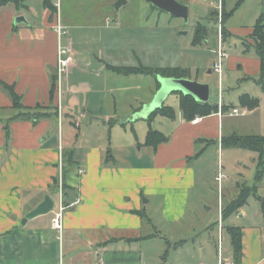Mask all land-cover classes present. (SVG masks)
<instances>
[{
  "label": "crops",
  "instance_id": "1",
  "mask_svg": "<svg viewBox=\"0 0 264 264\" xmlns=\"http://www.w3.org/2000/svg\"><path fill=\"white\" fill-rule=\"evenodd\" d=\"M37 1H28L27 9L20 12H17L14 6L0 9V80L14 86L25 107L58 106L61 114L59 121L47 119L37 125L29 121L12 122V139L9 148L5 146L3 125L0 123V264H145L143 256L139 254L138 244L151 237L142 231L145 227L143 220H150L144 211L139 210L141 209L139 206L123 204V199L129 197L128 201H137L144 194L162 195L165 211L178 208L182 216L188 191L204 182L203 172L192 168V165L201 160L202 154L210 145L220 146L222 136L233 133L243 135L239 132H226V121L259 115L264 97H259L261 104L257 109L251 110L247 107L244 109L240 106L242 111L239 116L231 117L229 114H224L221 118L218 114H213L202 117L203 120L198 124L186 121L179 112L178 119L173 120L178 124L174 125L172 135L168 136L169 142L161 144L157 151L145 146L152 150V153H149L151 154L149 164L147 163L149 156L135 155L134 151L129 150L130 154H133L129 158L133 163H129L127 167L118 164L111 168L105 164V161L108 151L111 152L113 159L115 158L112 150L106 148L102 142L91 146L83 158L84 165L78 167L80 170H85V173L78 172V176L68 174L64 178L65 183L73 191L69 192L66 199L68 209H72L64 214L63 236L60 237L58 231L53 229V211L29 220L22 226L21 221L43 202L46 196L49 195L53 199L57 197L59 205L60 188H53V178L60 175L59 164L61 156L63 157V149L65 144L68 146L70 144L65 143V139L60 137V130L57 139L52 129L57 124L61 125L60 122L65 118L67 111L74 113L78 107L86 106L87 103V100L82 98V92H77L78 88L72 89L70 77L64 79L57 97L52 98L51 85L53 76H57L59 45L55 29L59 23L66 29L68 25L65 24L63 16L60 17L59 9L57 13L51 15L49 10L45 9L43 0L41 4L44 18L38 23V7L34 6ZM241 1L242 4L238 6ZM244 2L245 0H240L236 4L231 10L236 9L231 17L238 12ZM55 4L57 5L56 2ZM224 6L228 11L227 0H224ZM214 11L212 10L211 13ZM211 13L209 20L215 24ZM17 17H24L25 22L15 25ZM113 18V15H107L102 25H105L107 19ZM260 19L264 22V17H260L258 21ZM229 29L231 33L233 28ZM252 31L253 29L249 34ZM110 35L112 37V33ZM61 40L64 44V37ZM74 46V69L72 68L71 74L84 65V60L78 62L81 53ZM121 50L116 54L115 52L106 54L103 50L98 57L96 55L95 63L87 59L85 63L90 67L95 65L101 73L104 71L115 73L109 69V66L121 65L123 59L129 61L125 63L130 66H144L141 64L142 53L136 51V47L128 48L123 45ZM235 60L229 58L227 62L233 65L244 59ZM256 63L258 66L256 73L259 74V59ZM210 71L209 73H212V68ZM97 77L101 79L102 74ZM190 79L198 80L193 76ZM157 83L156 79V84L152 85L149 93L141 96L139 100L134 93V102L145 105L150 103L159 89ZM12 106L10 96L0 87V108L9 112ZM81 111L89 110L84 108ZM106 117L109 118V115ZM156 120H166V118L158 117ZM245 121L236 124L241 127ZM163 122L164 126L168 124L165 123L166 121ZM260 125L263 126V123ZM122 127L127 129L128 125L122 124ZM133 130L136 134V129ZM259 135L264 136V134ZM126 143L131 147L125 146V151L134 146L128 139ZM248 153L254 156L253 161H257L258 156L255 153ZM196 156L198 157L195 158ZM120 157L127 161V155L120 154ZM104 164L106 166H103ZM218 167L219 162L217 171ZM255 177L256 175L251 176L250 181L255 183ZM243 178V174L239 172L236 180L231 181L232 186L227 184L224 186L223 200L226 203L239 195V187L244 183L247 186L254 185L243 182ZM257 194L264 199V177L258 183ZM250 199L251 197L246 205L230 216V219L228 218L230 221L233 219L229 227L240 228L243 233L241 264H264V215L262 207H259L258 203H251ZM254 199L259 200L257 197ZM178 201L182 203L181 206L176 204ZM254 207H258V210L254 211ZM217 223L218 225L214 223L212 226L218 227V234H221L222 230L226 232L228 226L222 224L220 229L219 221ZM232 252L233 261L229 262L230 264H234V250Z\"/></svg>",
  "mask_w": 264,
  "mask_h": 264
},
{
  "label": "rangeland",
  "instance_id": "2",
  "mask_svg": "<svg viewBox=\"0 0 264 264\" xmlns=\"http://www.w3.org/2000/svg\"><path fill=\"white\" fill-rule=\"evenodd\" d=\"M41 1L38 0L34 4L38 7V15L36 14L38 23L44 18ZM118 1L55 0L60 17L63 16L65 24L68 25L69 35L64 37V45H75L76 50L81 53L78 62L84 60V65L72 71L74 74L70 73L68 77L71 79L72 89L78 88L77 92H82V98L87 100L86 106L78 107L76 112L67 111L65 118L60 122L61 125L57 124L52 129L57 139L60 130V137L65 139V143L69 142L70 144V146L65 144L63 149V153L65 152L63 169L65 162V168L68 169L67 175L76 174L78 176L80 171L78 167L84 165L83 158L86 151L101 142L106 148L112 150L115 157V160L105 161V164L111 168L118 164L129 166V163H133L129 159L133 154L149 156L148 164L151 160L149 153H152V150L144 145L148 132L147 122H145L147 117H137L144 110L145 104L135 103L133 95L136 93L139 100L141 96L148 94L152 85L156 84L157 77L152 75L129 77L110 71L101 73L95 65L91 67L86 65V59L95 63L96 55L98 57L103 50L106 54L108 52L116 54L118 50L122 51L123 45L128 48L136 47V51L139 50L142 53L141 64L144 66L184 65L191 70V77H196L199 82L209 85V102L211 104H218L221 101L242 111L239 104L240 96L249 94L253 97H264L263 85L258 83L260 76L256 73L258 71L256 63L258 56L253 47L254 42L249 38V32L256 25L258 19L264 17V0H245L238 12L228 20L227 28L233 29H231L232 35L224 41L226 50L232 61H236L235 59L244 60L237 61L233 65H229L228 60L225 62L221 85L218 75L214 72L209 73L217 57L214 50L218 46L217 18L216 23L213 24L209 20V15L212 10H216V5L213 3L217 0H177L189 7L187 22L153 7L147 0H124L126 3L117 10ZM239 1L227 0L228 11L234 9ZM110 14L115 20L107 19V24L102 25L104 18ZM198 22L214 31L201 46L195 47L192 46V40L194 28ZM111 33L112 37L117 36L112 38ZM123 61L121 65L117 66H130L125 63H129V61L124 59ZM72 68L74 69V66ZM100 74H102L101 79L97 77ZM57 85L59 89L58 81ZM164 104L175 109L176 119H178L179 96L174 93L170 94ZM84 108L89 111L82 112L81 110ZM9 112L0 111V114ZM60 114L59 111V116ZM107 115L109 118L106 117ZM111 119L113 121H110ZM244 120H246L245 124L238 127L236 123H242ZM163 121L168 124L164 126ZM262 123L263 126L260 125ZM122 124H127V129L123 128ZM176 124L178 122L173 120H156L152 127L171 136ZM262 130H264V98L259 115L226 121V132L259 135L264 134ZM127 139L132 141L134 146L125 151V146H130L126 143ZM219 148L218 145H210L202 154L201 160L192 165V168L203 172L204 182L188 191L182 216L178 212V208L169 212L165 211L162 195L147 196L144 194L137 201H128L129 197L123 199V204L139 206L141 208L139 210L144 211L150 220H143L145 227L142 231L151 237L142 239L143 241L138 244L139 254L143 256L145 264H200L201 262L230 264L229 262L233 261L230 237L225 230L218 234V227L213 228L212 226L214 223L218 225L219 221L218 190L217 183L214 181L215 171H217V164L221 157L225 171L229 176L225 186L226 184L232 186L231 181L236 180V175L239 172L244 176L243 182L253 184L250 177L256 175L260 165L259 161H253L254 156L248 153L250 151L234 148H221L218 151ZM129 150L134 153L130 154ZM142 150L143 152H141ZM72 151L76 152L74 167H70L67 163V154ZM120 154L127 155V161L120 157ZM105 164L103 166H106ZM252 197L254 198V196ZM252 197L250 202L258 203L261 207L260 201L253 200ZM54 199L57 209L58 198L54 197ZM223 201L225 205L226 201ZM176 204L181 206L182 203L178 201ZM209 208L211 209L209 210ZM255 210L257 211L258 207H254ZM68 211L70 209H67L65 214ZM229 219L224 220L223 225L230 226L233 219L231 221Z\"/></svg>",
  "mask_w": 264,
  "mask_h": 264
},
{
  "label": "trees",
  "instance_id": "3",
  "mask_svg": "<svg viewBox=\"0 0 264 264\" xmlns=\"http://www.w3.org/2000/svg\"><path fill=\"white\" fill-rule=\"evenodd\" d=\"M31 0H0V9L14 6L17 12L27 9V2ZM242 1L238 4L240 6ZM43 5L45 9L49 10L51 15L58 12V7L55 4V0H43ZM236 10V9H235ZM235 10L228 12L224 6V39L225 41L227 38L231 36V33L228 31L226 26L227 20L234 14ZM211 18L216 23L217 18V11L211 13ZM213 29L209 28L208 26L197 23L194 28V36L192 40V46H201L203 42L213 33ZM254 42V49L260 61V73H259V84H262V89L264 91V22L260 19L257 24L254 26L252 33L249 35ZM248 47V45H247ZM109 69L119 75H145V76H154L157 77L158 75L162 77H169V78H191V70L187 67L181 66H168V67H145V66H109ZM58 78L57 76H53L52 78V85H51V95L52 98L57 97L58 94V85H57ZM158 88L160 84L157 83ZM0 87L8 93L10 96L13 106L10 110L12 113H2L0 114V123L3 125L4 137H5V146L7 148L10 147V142L12 139V129L11 123L14 121H29L33 125H37L42 120H55L59 121V107L58 106H51V107H43L41 105H37L35 108H27L24 106L22 102V98L18 95L14 89V86L8 85L6 82L0 80ZM179 96V107L180 112L188 122H192V120L196 117H208L213 114H218L220 107L218 104H211L210 102L201 103L196 101L191 96H186L182 93H174ZM240 106L245 108H249L251 110L259 108L261 104V99L259 97H253L249 94H244L239 97ZM236 107H231L229 105L222 103V111L224 114H228L231 109ZM1 112H4V108H0ZM14 112V113H13ZM176 111L173 107L167 106L163 104V106L156 111H154L148 118L145 120L148 125V132L145 137V146L153 148L154 151H157L158 147L161 144H165L169 142V137L165 135L162 131L154 129L152 124L158 117H163L169 120L176 119ZM125 125V124H123ZM214 142V141H212ZM221 146L223 149H239L244 151H250L255 153L257 157V161H259L260 169L256 173L255 183L252 186H247V184H243L240 186V193L239 195L232 200L231 202H227L223 208L222 219L227 220L230 216L238 212V210L247 204L250 197L254 196L257 197L261 201V207L264 215V199L258 196V183L264 177V136L261 135H239L238 133H233L230 135H224L221 139ZM65 159V152L63 153ZM68 155L67 163L70 167L73 165L75 166L76 160H74L75 152L72 151ZM199 156V155H198ZM196 156L195 158H197ZM113 157L111 152L108 151L106 161H112ZM64 161V160H63ZM73 166V167H74ZM68 173V169L65 168L64 162V169L62 170V185H63V199L65 206H69L68 203L66 204V199L70 191L73 189L68 186L64 178ZM53 188H60V175L59 177L53 178ZM72 208H70L71 210ZM139 214H142L139 212ZM226 233L230 236L232 248L234 250V264H241L242 257H243V233L240 228L236 227H227Z\"/></svg>",
  "mask_w": 264,
  "mask_h": 264
},
{
  "label": "built area",
  "instance_id": "4",
  "mask_svg": "<svg viewBox=\"0 0 264 264\" xmlns=\"http://www.w3.org/2000/svg\"><path fill=\"white\" fill-rule=\"evenodd\" d=\"M216 5V10L217 11V24H216V32H217V41H218V46L217 49L215 50V53L217 55L215 61L212 64V72L216 73L219 78V84L221 85L222 83V75L224 71V65L225 62L230 58L229 53L226 50L225 47V39H224V0H217V2L214 3ZM56 32L58 34L59 38V45H58V59H57V78H58V83H59V89H61L62 82L64 79L68 77V75L71 73L73 62H74V53H73V46L72 44L64 45L62 43V37L68 36V31L67 29L59 23L58 26L56 27ZM219 107L220 110L218 112L219 117L224 116V112L222 111V102H219ZM231 117L232 116H239L241 114V111L238 108L232 109L228 113ZM203 120L202 117H196L192 120L193 124H198ZM220 150L222 148L221 142H220ZM221 154V153H220ZM60 202L58 205V208L56 209L54 207L53 213H54V219H53V229L57 230L60 237L63 236V231H64V225H63V220H64V214L66 210L69 208L65 206L64 204V199H63V185H62V170H63V157L61 156V161H60ZM80 174L85 173V170L81 169ZM229 179V176L227 172L225 171L222 159L220 157L219 160V167L217 174L215 176V182L217 183V190H218V200H219V225L220 229L222 228L223 224V219H222V214H223V208H224V201H223V193H224V184L225 182Z\"/></svg>",
  "mask_w": 264,
  "mask_h": 264
},
{
  "label": "water",
  "instance_id": "5",
  "mask_svg": "<svg viewBox=\"0 0 264 264\" xmlns=\"http://www.w3.org/2000/svg\"><path fill=\"white\" fill-rule=\"evenodd\" d=\"M151 5L161 11L169 13L173 17L182 18L185 22L189 19V7L179 3L177 0H147ZM126 1L119 0L116 4V9L125 4ZM21 22H25L24 17H17L15 19V25ZM211 72V71H210ZM157 81L160 87L154 95L152 101L145 105L140 115L137 117L145 118L149 117L154 111L161 108L170 94L182 93L186 96L193 97L196 101L201 103L209 102L210 89L209 85L201 83L198 80L188 78H169L157 76ZM55 201L51 196H46L44 201L41 202L34 210L29 212L22 220L21 225L24 226L27 221L35 219L39 216H44L51 213L54 210Z\"/></svg>",
  "mask_w": 264,
  "mask_h": 264
}]
</instances>
